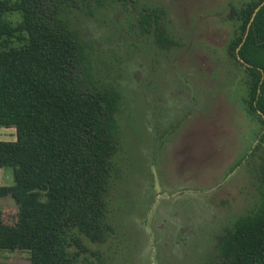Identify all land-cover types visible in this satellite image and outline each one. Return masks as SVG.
I'll return each mask as SVG.
<instances>
[{
    "label": "rangeland",
    "instance_id": "rangeland-1",
    "mask_svg": "<svg viewBox=\"0 0 264 264\" xmlns=\"http://www.w3.org/2000/svg\"><path fill=\"white\" fill-rule=\"evenodd\" d=\"M238 2L90 0L68 12L95 84L120 93L107 197L114 231L103 243L87 241L102 257L90 255L94 264H208L217 236L260 203L264 175L252 153L260 123L227 49V13ZM151 8L170 44L156 40L153 18L141 28ZM14 138V127L0 124V139ZM3 168L0 183H11V166ZM14 206L0 196V208ZM2 212L13 220L11 209ZM15 252L13 263L29 261L26 250Z\"/></svg>",
    "mask_w": 264,
    "mask_h": 264
},
{
    "label": "trees",
    "instance_id": "trees-1",
    "mask_svg": "<svg viewBox=\"0 0 264 264\" xmlns=\"http://www.w3.org/2000/svg\"><path fill=\"white\" fill-rule=\"evenodd\" d=\"M261 1L230 4L227 49L260 123L255 148L264 151V3L250 20ZM82 4L90 0H0V124L15 130L14 139H0V167L11 166L13 174L12 183H0V196L15 202L0 208V249L26 250L29 264H94L90 255L102 257L87 241L103 243L114 231L107 197L120 93L110 83L95 84L85 46L69 24L68 12ZM13 11L16 22L4 17ZM159 14L145 9L142 29L153 18L156 40L166 44ZM9 209L12 221L2 212ZM216 241L218 254L208 264H264V184L258 206Z\"/></svg>",
    "mask_w": 264,
    "mask_h": 264
},
{
    "label": "crops",
    "instance_id": "crops-1",
    "mask_svg": "<svg viewBox=\"0 0 264 264\" xmlns=\"http://www.w3.org/2000/svg\"><path fill=\"white\" fill-rule=\"evenodd\" d=\"M3 167L4 166L0 167V172H1V170H5ZM12 177H13V174H12ZM4 182H5V180L2 183H4ZM6 184H10V183H6ZM0 251H4L3 253L0 252V264H29V261L27 263H22L19 260H18V262L14 260L15 263L12 262V260H13L12 258L18 259L15 257L17 255V253L15 252L16 249L11 250V249H5L4 248V249H0ZM17 251H18V249H17Z\"/></svg>",
    "mask_w": 264,
    "mask_h": 264
},
{
    "label": "flooded vegetation",
    "instance_id": "flooded-vegetation-1",
    "mask_svg": "<svg viewBox=\"0 0 264 264\" xmlns=\"http://www.w3.org/2000/svg\"><path fill=\"white\" fill-rule=\"evenodd\" d=\"M142 28V27H141ZM159 42V41H158ZM169 44L171 43V41H170V39H169V42H168ZM229 53V52H228ZM230 55V54H229ZM231 57V56H230ZM232 58V57H231ZM233 59V58H232ZM233 61H234V63L236 64V61L233 59ZM237 65V64H236ZM238 66V65H237ZM238 68L240 69V67L238 66ZM240 73H241V70H240ZM244 81V80H243ZM260 129V128H259ZM259 129H258V131H257V135H256V142H255V144L252 146V153L254 154V156H255V154H257L258 155V157H259V161L261 160L262 161V159H261V157H260V154L261 155H263L264 156V151H262V149L261 148H258V149H256L255 148V146H256V143L257 142H259ZM225 231V230H224ZM223 231V232H224Z\"/></svg>",
    "mask_w": 264,
    "mask_h": 264
},
{
    "label": "water",
    "instance_id": "water-1",
    "mask_svg": "<svg viewBox=\"0 0 264 264\" xmlns=\"http://www.w3.org/2000/svg\"><path fill=\"white\" fill-rule=\"evenodd\" d=\"M264 3V0H262L261 2H259L256 6H255V8H254V10H253V12H252V15H251V17H250V20L252 19V17H253V15L255 14V11L262 5ZM248 24H249V22H248ZM247 24V25H248Z\"/></svg>",
    "mask_w": 264,
    "mask_h": 264
}]
</instances>
